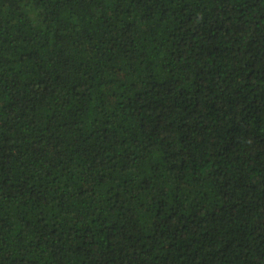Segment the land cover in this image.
<instances>
[{
  "label": "trees",
  "instance_id": "obj_1",
  "mask_svg": "<svg viewBox=\"0 0 264 264\" xmlns=\"http://www.w3.org/2000/svg\"><path fill=\"white\" fill-rule=\"evenodd\" d=\"M0 264H264V0H0Z\"/></svg>",
  "mask_w": 264,
  "mask_h": 264
}]
</instances>
